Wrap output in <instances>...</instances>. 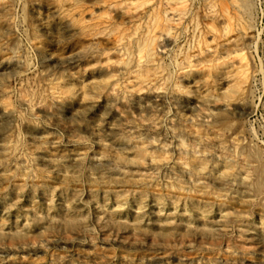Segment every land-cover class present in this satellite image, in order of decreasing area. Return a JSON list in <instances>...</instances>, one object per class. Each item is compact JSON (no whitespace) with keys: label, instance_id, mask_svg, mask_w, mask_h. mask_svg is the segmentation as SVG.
I'll list each match as a JSON object with an SVG mask.
<instances>
[{"label":"rangeland","instance_id":"1","mask_svg":"<svg viewBox=\"0 0 264 264\" xmlns=\"http://www.w3.org/2000/svg\"><path fill=\"white\" fill-rule=\"evenodd\" d=\"M62 1L0 0V264H264V0Z\"/></svg>","mask_w":264,"mask_h":264},{"label":"bare ground","instance_id":"2","mask_svg":"<svg viewBox=\"0 0 264 264\" xmlns=\"http://www.w3.org/2000/svg\"><path fill=\"white\" fill-rule=\"evenodd\" d=\"M104 1H109L110 5H117V3L120 2V0H91V2H93L94 4H98ZM80 2L81 0H63L58 6V11L62 14H68L72 17L79 16L82 19L83 18L82 16L85 13L80 6ZM206 4H207L209 16L210 17L218 16L216 4L212 0H206ZM226 17L227 16L224 14L225 19ZM80 25L81 27L83 26L85 28H90L94 30L98 29L99 31H101V29H106L109 27L106 19H102V21H99L97 23L82 20V22H80Z\"/></svg>","mask_w":264,"mask_h":264}]
</instances>
